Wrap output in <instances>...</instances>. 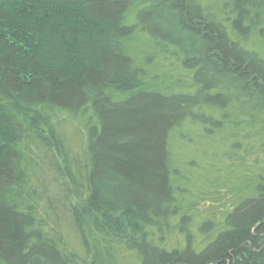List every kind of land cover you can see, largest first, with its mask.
<instances>
[{"label": "trees", "instance_id": "obj_1", "mask_svg": "<svg viewBox=\"0 0 264 264\" xmlns=\"http://www.w3.org/2000/svg\"><path fill=\"white\" fill-rule=\"evenodd\" d=\"M0 264H264V0H0Z\"/></svg>", "mask_w": 264, "mask_h": 264}]
</instances>
